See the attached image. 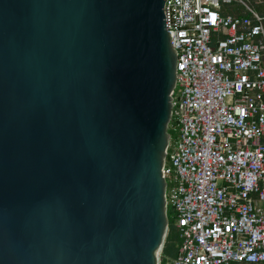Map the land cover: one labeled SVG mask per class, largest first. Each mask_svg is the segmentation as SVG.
<instances>
[{
  "label": "water",
  "instance_id": "obj_1",
  "mask_svg": "<svg viewBox=\"0 0 264 264\" xmlns=\"http://www.w3.org/2000/svg\"><path fill=\"white\" fill-rule=\"evenodd\" d=\"M165 1L0 0V264H158Z\"/></svg>",
  "mask_w": 264,
  "mask_h": 264
},
{
  "label": "built area",
  "instance_id": "obj_2",
  "mask_svg": "<svg viewBox=\"0 0 264 264\" xmlns=\"http://www.w3.org/2000/svg\"><path fill=\"white\" fill-rule=\"evenodd\" d=\"M163 15L177 140L162 177L180 245L158 264H264V0H166Z\"/></svg>",
  "mask_w": 264,
  "mask_h": 264
},
{
  "label": "trees",
  "instance_id": "obj_3",
  "mask_svg": "<svg viewBox=\"0 0 264 264\" xmlns=\"http://www.w3.org/2000/svg\"><path fill=\"white\" fill-rule=\"evenodd\" d=\"M252 1L253 0H251L250 2L253 5L254 1L253 2ZM168 133H169V135H171L169 130H168ZM167 217H168V231H167V235H166L164 245L162 248V257H163L162 262H165L166 258L175 257L177 255L178 248L180 245V239H179L178 233L176 232V229L174 227L173 219L171 217V213L169 210L167 212Z\"/></svg>",
  "mask_w": 264,
  "mask_h": 264
},
{
  "label": "rangeland",
  "instance_id": "obj_4",
  "mask_svg": "<svg viewBox=\"0 0 264 264\" xmlns=\"http://www.w3.org/2000/svg\"><path fill=\"white\" fill-rule=\"evenodd\" d=\"M251 1V0H250ZM254 2H255V0H253ZM252 1V2H253ZM258 1V0H257ZM168 130L170 131V134L171 135H169L170 136V140H171V142H175L176 140H177V131H174V130H172L171 128H169V126H168ZM170 216V215H169ZM168 216V217H169ZM162 254V250L160 251V253H159V257H160V255ZM234 264H236V263H234Z\"/></svg>",
  "mask_w": 264,
  "mask_h": 264
},
{
  "label": "crops",
  "instance_id": "obj_5",
  "mask_svg": "<svg viewBox=\"0 0 264 264\" xmlns=\"http://www.w3.org/2000/svg\"><path fill=\"white\" fill-rule=\"evenodd\" d=\"M237 11H238V12H241V10H240V9H238Z\"/></svg>",
  "mask_w": 264,
  "mask_h": 264
}]
</instances>
